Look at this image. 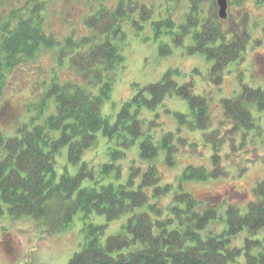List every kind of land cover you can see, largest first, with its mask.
<instances>
[{
	"label": "trees",
	"instance_id": "obj_1",
	"mask_svg": "<svg viewBox=\"0 0 264 264\" xmlns=\"http://www.w3.org/2000/svg\"><path fill=\"white\" fill-rule=\"evenodd\" d=\"M30 1L35 4L25 3L12 10L0 26V93L5 71L14 67L21 56L33 55L41 45H54L41 28L39 10L45 1ZM170 1L178 0H165L166 15L158 13L157 18L152 5H138L137 0H127L126 6L124 0H119L113 10L100 3L83 19L91 34L75 41L67 38L58 47L59 61L67 56L80 81L60 83L54 75L45 89L46 98L54 95V112L41 121L31 117L12 135L0 131V200L11 218L28 215L49 233L69 227L77 211H81L83 220L92 213L104 215L106 222L121 220L119 230L107 235L106 222L84 221L82 246L64 264H264V178L254 184L252 194L256 198L244 211L229 204L221 216L218 206L196 199L183 186L191 180L228 175L220 154L224 138L229 136L232 148L234 133L240 130L242 142L245 140V131L254 126L250 106L264 110V88L242 85L238 94L221 99L224 115L232 125L223 140L217 139L215 130L205 132L206 98L194 92L192 81L176 82L172 69L156 82L135 85L134 94L122 102L112 122L101 114L115 70L124 61L122 27L127 22L142 30L143 23L150 20L154 37L159 39L168 33L174 44L183 43V36L190 34L192 42L185 50L212 60L209 78L214 82L222 79L229 63L242 60L251 39L245 20H231L222 31L213 1L212 15L200 19L203 0H189V10L177 24L168 12ZM3 18L0 15V22ZM11 18L16 20L13 25ZM158 51L168 55L170 44L160 41ZM172 94L183 98L188 107L186 112H174L176 131L180 133L183 125L190 130L200 129L212 148L211 168L187 165L175 185L162 182L156 159L163 152V161L174 165L178 143H185V137L179 135L174 142L172 131L156 135L151 128L156 120H150L148 130H144L143 115L144 109L154 110ZM43 106L46 103L40 107L41 115ZM99 131L109 143L107 160L97 169L82 161L74 174L67 170L57 173L60 150L66 146L68 160L76 164ZM132 147L146 166L142 169L141 165L131 164L123 171L120 160ZM214 221L221 222L220 230L209 228ZM241 233L242 244H238Z\"/></svg>",
	"mask_w": 264,
	"mask_h": 264
},
{
	"label": "rangeland",
	"instance_id": "obj_2",
	"mask_svg": "<svg viewBox=\"0 0 264 264\" xmlns=\"http://www.w3.org/2000/svg\"><path fill=\"white\" fill-rule=\"evenodd\" d=\"M27 1L0 0V15L4 16L0 26L10 18L12 10H18L25 3L28 6L35 4L33 1L29 3ZM39 1H45L39 10L41 28L54 45L52 47L41 45L33 55L21 56V60L14 67L5 71L0 93V131L5 135H12L16 128L23 122H28L31 117H39L38 120L41 121L46 114L54 112V95L45 97V89L51 78L56 75L60 83L80 81L78 74L69 65L67 56L63 55V59L59 61L58 47L64 45L67 38L75 41L91 34L83 19L99 8L100 3L103 7L113 10L119 2V0ZM233 1L228 5L229 17L223 22V27H227L234 19L237 22L245 20L251 39L242 60L229 63L219 82L211 81L209 78L212 60L202 53L190 54L185 50L192 42L190 34L183 36V43L174 44L168 33L156 39L150 20L143 23L142 30H138L130 22L125 23L122 27L126 42L122 50L124 61L122 66L115 70V80L109 97L103 101L101 114L112 122L122 102L134 94L135 85L144 86L156 82L167 70L172 69L175 71L173 78L176 82L192 81L194 92L206 98L208 123L205 132L215 130L218 132L217 139L223 140V137L229 134L228 129L232 125L224 115L221 99L235 96L240 92L242 85L264 88V0ZM124 2L126 6L127 0ZM137 2L138 5H152L154 18H157L158 13H161V16L166 15L165 0ZM170 2L168 12L178 24L183 21V14L189 10L188 2L186 0ZM212 3V0H203L200 6L204 12L199 14L200 19L212 15L210 10ZM11 20L12 25L16 23L15 19ZM174 31L178 32V28L175 27ZM256 39L259 40L258 43L254 42ZM160 41L170 44L171 52L168 55L159 53ZM43 102L46 106H43L41 115L39 110ZM250 107L254 126L245 131V140L242 142V132L238 130L234 133L235 145L231 148L229 136H226L220 150L224 167L229 171L228 175L204 181L191 180L183 184L196 199L218 206L219 216L229 204L238 205L244 211L247 203L256 198L252 194L254 184L264 178V110H259L254 105ZM187 109V102L180 96L172 94L164 97L162 104L154 110H143L146 118L144 130H148L150 120H156L157 123L151 125L156 135L172 131L175 135L174 142H177L176 138L179 135L185 137V143H178L174 165H167L163 161V152L156 159L162 182H171L175 185L178 175L187 165L211 168V143L204 140L202 130H190L183 125L180 133L176 131L178 123L174 112H186ZM108 144L106 137L100 131L97 132L95 142L84 151L80 162L76 164L68 160L67 147H63L56 156L57 173L67 170L74 174L82 161L97 169L107 160ZM134 159H137L136 147L127 149L124 158L120 160L123 171L131 164L145 168V162ZM81 216V211H77L69 227L49 233L44 231L38 220L28 215L11 218L6 205L0 200V264L66 263L82 246L84 221L96 224L106 222L104 215L96 213H92L84 220ZM106 223L105 235L118 231L121 220ZM221 227L219 221L209 225L213 230H220ZM243 236L244 233L239 235L236 241L238 244H242ZM242 261L240 258L239 262Z\"/></svg>",
	"mask_w": 264,
	"mask_h": 264
},
{
	"label": "water",
	"instance_id": "obj_3",
	"mask_svg": "<svg viewBox=\"0 0 264 264\" xmlns=\"http://www.w3.org/2000/svg\"><path fill=\"white\" fill-rule=\"evenodd\" d=\"M216 4H217L218 16L220 18H225L226 17L227 1L226 0H216Z\"/></svg>",
	"mask_w": 264,
	"mask_h": 264
},
{
	"label": "flooded vegetation",
	"instance_id": "obj_4",
	"mask_svg": "<svg viewBox=\"0 0 264 264\" xmlns=\"http://www.w3.org/2000/svg\"><path fill=\"white\" fill-rule=\"evenodd\" d=\"M188 2V7H189V0H186ZM215 4H216V0H212ZM227 1V8H228V5L231 3V2H234L233 0H226ZM237 1H242V0H237ZM236 3V2H235ZM217 6V4H216ZM227 8H226V17L225 18H220L219 16V19H220V28L222 31H225L227 27H223V22L227 21L228 17H229V14L227 13ZM188 11V10H187ZM217 15H218V11H217ZM233 21H236L235 19ZM237 22V21H236Z\"/></svg>",
	"mask_w": 264,
	"mask_h": 264
}]
</instances>
